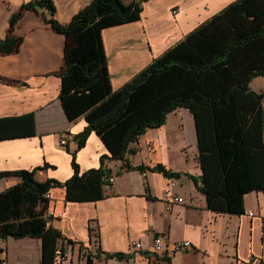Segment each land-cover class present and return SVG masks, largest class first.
<instances>
[{
	"label": "crops",
	"instance_id": "0c3cea01",
	"mask_svg": "<svg viewBox=\"0 0 264 264\" xmlns=\"http://www.w3.org/2000/svg\"><path fill=\"white\" fill-rule=\"evenodd\" d=\"M29 1L0 0V39L6 37L12 16ZM91 1L53 0L55 18L66 24ZM121 1L139 2L142 13L139 21L103 31L114 90L236 0ZM47 18L46 9L25 11L14 27V34L22 38L19 49L0 55V118L34 113L36 119L35 135L0 140V172L47 165L36 178L64 183L74 173L72 152L85 172L99 168L108 150L95 132L77 149L74 136L87 122L84 117L70 122L62 107L61 79L55 72L64 64L66 38ZM249 86L264 93V75L254 77ZM60 140L66 143L60 146ZM131 147L137 149L128 157L132 165L163 164L181 175L127 170L121 160L106 159L104 166L111 174L102 199L68 202L63 185L52 188L49 223L64 236L58 264H96L98 260L107 264H264V193L246 194L243 214L208 209L200 190L202 169L190 110L182 107L169 113L165 124L147 130ZM19 181L16 176L0 179V192ZM177 197L183 201H176ZM158 235L168 243L166 256L154 249ZM183 240L192 246L174 250L173 244ZM117 253L125 256L107 255ZM41 254L40 239L0 240V264H39Z\"/></svg>",
	"mask_w": 264,
	"mask_h": 264
},
{
	"label": "trees",
	"instance_id": "16d2710c",
	"mask_svg": "<svg viewBox=\"0 0 264 264\" xmlns=\"http://www.w3.org/2000/svg\"><path fill=\"white\" fill-rule=\"evenodd\" d=\"M39 9H46V22L66 38L64 64L55 74L61 79L59 98L67 119L73 122L84 117L87 122L74 136L77 149L95 132L108 154L101 157L99 168L81 172L72 152L74 173L64 183L36 178L47 165L0 172V179H20L0 192V238L40 239L39 264H55L64 236L49 223L51 198L47 194L52 188L63 185L68 202L102 199L111 174L104 166L106 159L121 160L127 170L179 177L180 172L163 164L134 166L128 157L136 154L131 145L139 136L161 127L169 113L182 107L194 116L202 169L200 190L208 209L243 214L244 196L252 191L264 193V93L249 86L254 77L264 75V0L228 4L116 90L103 31L139 21L141 4L92 0L63 24L55 18L53 0H31L12 16L6 37L0 39V55L19 49L22 38L14 34V27L25 11ZM35 133L34 113L0 118V140Z\"/></svg>",
	"mask_w": 264,
	"mask_h": 264
},
{
	"label": "built area",
	"instance_id": "2783aa9c",
	"mask_svg": "<svg viewBox=\"0 0 264 264\" xmlns=\"http://www.w3.org/2000/svg\"><path fill=\"white\" fill-rule=\"evenodd\" d=\"M262 105L264 107V100L262 101ZM66 142L65 140H60L58 145H64ZM47 197L50 198V193L47 194ZM176 201L178 202H182L183 199L180 197L175 198ZM53 216V212H48V217H52ZM0 240H3L2 238H0ZM134 245L137 247H141V243L140 242H134ZM192 246V242L189 240H183V241H177L173 244V249L174 250H184L187 248H190ZM154 249L155 251L159 252L162 254V256H166L168 254V243L166 242L164 236L162 235H158L156 236L155 240H154ZM60 261V254L57 256L56 259V263L58 264ZM0 262H1V258H0ZM96 264H107V262L102 261V260H98L96 262Z\"/></svg>",
	"mask_w": 264,
	"mask_h": 264
},
{
	"label": "bare ground",
	"instance_id": "6f19581e",
	"mask_svg": "<svg viewBox=\"0 0 264 264\" xmlns=\"http://www.w3.org/2000/svg\"><path fill=\"white\" fill-rule=\"evenodd\" d=\"M50 198H51V196H50Z\"/></svg>",
	"mask_w": 264,
	"mask_h": 264
}]
</instances>
